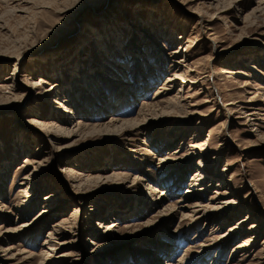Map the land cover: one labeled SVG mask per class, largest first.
I'll use <instances>...</instances> for the list:
<instances>
[{
  "label": "rangeland",
  "instance_id": "obj_1",
  "mask_svg": "<svg viewBox=\"0 0 264 264\" xmlns=\"http://www.w3.org/2000/svg\"><path fill=\"white\" fill-rule=\"evenodd\" d=\"M263 3L0 0V264H264Z\"/></svg>",
  "mask_w": 264,
  "mask_h": 264
},
{
  "label": "bare ground",
  "instance_id": "obj_2",
  "mask_svg": "<svg viewBox=\"0 0 264 264\" xmlns=\"http://www.w3.org/2000/svg\"><path fill=\"white\" fill-rule=\"evenodd\" d=\"M264 4V3H263ZM256 10H259V7L256 9ZM95 32V31H94ZM182 51H186V49L184 50V49H182L180 52H178V51H176V52H174V55H177V54H180ZM178 61V60H177ZM184 61V60H183ZM178 62H176V64H177ZM182 66V65H181ZM178 67V66H177ZM180 67V66H179ZM16 71V67L14 68V72ZM222 72H224V71H222ZM226 73H228V74H241V75H247V73H244V72H241V71H233V70H228V72H226ZM183 76V75H182ZM181 75H178V74H175V76H174V78H172V80H169V81H176V82H180V83H187V82H190V80L189 79H186V78H184V77H182ZM170 78V77H169ZM13 80H15V82H16V84H17V86L18 85H22L20 82H18V80H17V78L16 77H14L13 78ZM44 83V81L43 80H39V81H32V83H28L27 84V86H29V90L31 89V92L33 91L32 89H36V88H38V87H40L42 84ZM23 86H24V84H23ZM26 86V85H25ZM169 90H168V88H162L161 90H159L158 92H156V97L154 98V102L155 103H158V102H161L162 100L164 101V98H165V96L168 94L167 92H168ZM51 93H53V91L51 92ZM56 93V92H55ZM248 102H251V100H247ZM143 104V103H142ZM146 105V104H145ZM65 107V106H64ZM142 107V106H141ZM65 110H68V108H66L65 107ZM141 111V110H140ZM68 112H72L71 110H68ZM254 113L255 112H253V113H251V114H248V115H254ZM145 120V118L143 117L140 121H136V122H133L132 123V126H133V129L134 130H139V129H141V127L143 126L142 125V122ZM113 122H118L119 120L118 119H114V120H112ZM121 121H123V120H121ZM78 123H80V122H78ZM46 136H51V134H49V135H46ZM173 143V140L171 141V140H168L167 142H166V147H168V146H170L171 144ZM190 147L191 148H196L197 146L196 145H194V144H191L190 145ZM173 158H174V161L175 162H177V161H179V160H181V158L180 157H176V156H173ZM162 162H163V160H162ZM69 171L70 172H72V173H77L73 168H70L69 169ZM173 173H175V171L173 172ZM196 177V176H195ZM195 187L196 186V184H192L191 185V187ZM28 188H29V186L26 188V190H24V194L25 195H29V196H31V197H34V194L32 193H30V192H28ZM32 189V188H31ZM206 188H203L202 186H200V187H198L197 186V188H195V190H193V193L195 192L197 195L196 196H198L199 195V193H201L203 190H205ZM58 192L56 191V192H51V193H48V194H46L45 196H44V198H43V200L45 201V203H51V202H53V201H55V200H57L58 199ZM195 196V197H196ZM27 201V200H26ZM195 204H193V206H191V207H193V208H196V210H193V212H195V213H197V207H199L200 205L199 204H196V202H194ZM236 202H233V204L232 205H234ZM0 204H1V202H0ZM203 205V204H202ZM201 205V206H202ZM182 207V206H181ZM183 207H185V208H187L188 206H187V204H185V205H183ZM203 207V206H202ZM200 208V207H199ZM50 211H52L51 209H48L47 211H44L43 213H48V212H50ZM203 212V211H202ZM199 216V215H198ZM56 225H59V224H56ZM60 226V225H59ZM114 226H116V224H112V225H110V226H107V229H112L110 232H113L114 231V229H113V227ZM17 230V229H16ZM15 230V231H16ZM10 231H12V230H7L6 232H10ZM14 231V230H13ZM48 244H49V242H48ZM49 247H50V245H49ZM11 249H13V247L11 246V247H8V248H6V251H10ZM48 249H50V248H48ZM168 251V250H167ZM166 251V252H167ZM165 253V252H164ZM8 253H6V255H7ZM167 257H170V255H169V253L167 252ZM6 259H13V256H9V257H6ZM179 261H181V260H178V262ZM44 263V260H42V262H41V264H43ZM47 263V262H46Z\"/></svg>",
  "mask_w": 264,
  "mask_h": 264
}]
</instances>
